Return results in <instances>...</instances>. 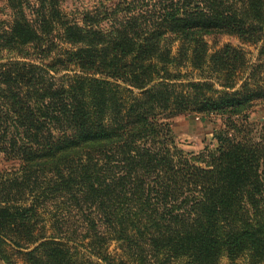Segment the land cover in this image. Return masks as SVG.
Here are the masks:
<instances>
[{"label":"trees","instance_id":"trees-1","mask_svg":"<svg viewBox=\"0 0 264 264\" xmlns=\"http://www.w3.org/2000/svg\"><path fill=\"white\" fill-rule=\"evenodd\" d=\"M126 4L113 31L49 11L0 35V49L37 46L55 20L71 46L49 63L0 59V242L26 264L264 263V121L249 117L263 63L207 41L263 56L264 0ZM184 113L225 119L217 148L177 145Z\"/></svg>","mask_w":264,"mask_h":264},{"label":"rangeland","instance_id":"rangeland-1","mask_svg":"<svg viewBox=\"0 0 264 264\" xmlns=\"http://www.w3.org/2000/svg\"><path fill=\"white\" fill-rule=\"evenodd\" d=\"M126 0H0V35L8 31L14 20L24 15L35 25L42 20L44 12L52 11L54 18H62L73 24L83 25L87 13L97 14L96 26L104 31H113L117 21L125 16ZM116 13V14H115ZM39 19V20H38ZM53 33H47L39 44L21 48L0 49L2 62L9 60L31 61L49 63L57 58L64 50L71 46L62 40V32L57 21L52 22ZM210 52L225 45L240 48L250 64L261 62V73L264 76V55L259 56V48L256 45L241 42L237 37L227 34H217L207 37ZM177 44L175 45L176 49ZM174 49V50H175ZM183 73L188 78L198 77L197 71L184 68ZM250 120L254 123L264 121V99L249 112ZM225 119L221 116L202 117L196 113H184L171 120V127L177 145L186 153L197 154L205 147L217 148L215 134L224 127ZM8 166L0 159V170ZM0 249L5 264H26L23 250L11 246L8 242H0ZM115 260L123 257L119 243L112 242L108 248ZM220 264H247L246 258L230 262L227 257H222ZM264 264V263H262Z\"/></svg>","mask_w":264,"mask_h":264},{"label":"water","instance_id":"water-1","mask_svg":"<svg viewBox=\"0 0 264 264\" xmlns=\"http://www.w3.org/2000/svg\"><path fill=\"white\" fill-rule=\"evenodd\" d=\"M0 264H5L1 257H0Z\"/></svg>","mask_w":264,"mask_h":264}]
</instances>
